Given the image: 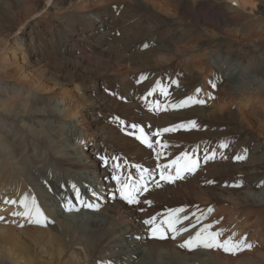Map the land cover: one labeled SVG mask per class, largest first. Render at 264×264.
<instances>
[{
    "label": "bare ground",
    "instance_id": "bare-ground-1",
    "mask_svg": "<svg viewBox=\"0 0 264 264\" xmlns=\"http://www.w3.org/2000/svg\"><path fill=\"white\" fill-rule=\"evenodd\" d=\"M231 1L0 0V41L39 70L20 85L0 61L18 252L25 235L58 264H264V0ZM64 84L80 113L37 95Z\"/></svg>",
    "mask_w": 264,
    "mask_h": 264
},
{
    "label": "rangeland",
    "instance_id": "rangeland-1",
    "mask_svg": "<svg viewBox=\"0 0 264 264\" xmlns=\"http://www.w3.org/2000/svg\"><path fill=\"white\" fill-rule=\"evenodd\" d=\"M101 1H103L105 3L111 2V0H101ZM151 1H153L157 4L160 3L159 0H151ZM226 1L238 9L241 8V6L237 2H234L231 0H226ZM151 5H152V2H151ZM261 6L262 5L260 3V0L256 1L255 9L253 11L250 10V4L245 5L246 13L248 15H250V14L255 15ZM155 11H158L157 8L155 9ZM157 13H159V12H157ZM42 14L43 13H41V15ZM160 15L167 17V15H164V14H160ZM70 24H71V22H70ZM14 38L15 37H12V36H5L4 43H6V44H3L2 41H0V55H1L0 61L8 63L7 67L13 72L12 74L15 75V73H16L17 75H19V76H17L20 80L19 84L25 85L26 81L29 78H31L33 76L38 78L39 70H38V67H34V63L29 58L27 59V56L25 55L24 52L21 53V51L19 50L15 56L14 47H16V40ZM220 47L221 48L223 47V45L221 43H220ZM4 65H6V64H4ZM45 85H47L48 87L53 86V84H45ZM37 92H38L37 95L40 94L39 95L40 98L44 97V95H45L46 97L51 96V97H54L55 99H58L57 100L58 101L57 109H59V110H65V109L69 108L71 111H75L76 113H80L82 111V109L84 108V105H85V103L81 100V92L77 91L76 87L72 84H69V86L64 84V86L62 88H60L59 90L55 89L53 91H50V90L48 91L46 89L43 91L42 89H39V90H37ZM40 98H38L37 101H40ZM60 98H62L65 101L63 103V105H60V102H59ZM66 102L67 103L70 102L67 104V108L65 107ZM58 105H60V106H58ZM29 124L30 123H27V122L26 123L20 122L19 126L21 128H24ZM86 133L87 134L84 137L83 141L88 142L93 134L88 133V132H86ZM18 142L24 147L28 144V141L22 143V140L20 141L19 139H18ZM157 143H159V141ZM1 144H2L3 148L10 150V147H11L10 143L2 142ZM33 147L36 148L37 146L34 145ZM9 154H12L11 151H9ZM19 156H20V153H15L14 155H12V162L11 163L16 168L22 170L23 164L21 163ZM159 173L161 174V170H159ZM15 206L19 208L18 205H15ZM61 208L62 207H60V209ZM12 217L14 219H17L18 215H15ZM20 240L24 245V253L25 254L29 252L30 255L33 256L34 258L41 260L42 264H58L56 262H49V260L43 261V258H41L42 256L40 255L39 251L37 250V247L34 246L30 242V239L27 236L21 235ZM13 251L20 254L21 256H24L23 252L17 251L15 242L10 236H1L0 235V264H11L7 260H11L14 258ZM39 264H41V263H39Z\"/></svg>",
    "mask_w": 264,
    "mask_h": 264
}]
</instances>
